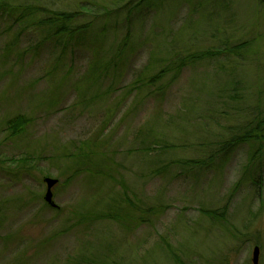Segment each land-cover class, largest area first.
Masks as SVG:
<instances>
[{
    "label": "rangeland",
    "instance_id": "1",
    "mask_svg": "<svg viewBox=\"0 0 264 264\" xmlns=\"http://www.w3.org/2000/svg\"><path fill=\"white\" fill-rule=\"evenodd\" d=\"M13 1L77 31L0 19V264H264V0Z\"/></svg>",
    "mask_w": 264,
    "mask_h": 264
},
{
    "label": "trees",
    "instance_id": "2",
    "mask_svg": "<svg viewBox=\"0 0 264 264\" xmlns=\"http://www.w3.org/2000/svg\"><path fill=\"white\" fill-rule=\"evenodd\" d=\"M37 16H42V19L39 21V25L37 24L36 26L38 27L47 26L48 28H50V30L53 31L52 33L55 36H61V35L71 36L75 31H77V29L72 28L70 26V24L76 19L77 13L75 12L55 11L46 8V6L40 3L33 4L29 2V4H20V3H16V1L13 0H0V19L2 22L5 21L11 22L8 25V28H6V29H10L9 32H11L16 25L23 24L27 20ZM21 35L22 33L18 32L14 34L12 38H10L11 39L10 42L5 45L4 55L10 54L12 52V50L17 46V42L19 41ZM195 58L197 59L196 56H194V58L193 56L189 57V59H195ZM184 60L187 61L188 59L186 58ZM163 70L164 71L158 73L159 76H163V73L167 72L165 69ZM29 121L30 120L25 116H17L7 121L6 130H8L11 136L13 135V137L19 136L24 133L25 128L30 124ZM249 133H250L248 134L249 136L248 135L246 136L251 137L252 136L251 131ZM90 162H91V157L84 155V160L82 162L84 164H80L79 170L87 174L89 173V176L91 177H98L100 179L101 178L106 179L107 177L109 178L112 176V172H110L111 168H107V170L104 169L105 166L101 165V162L99 164H96L98 163V161H94L93 165L95 167H91L92 162L91 163ZM55 210L59 211L60 208Z\"/></svg>",
    "mask_w": 264,
    "mask_h": 264
},
{
    "label": "water",
    "instance_id": "3",
    "mask_svg": "<svg viewBox=\"0 0 264 264\" xmlns=\"http://www.w3.org/2000/svg\"><path fill=\"white\" fill-rule=\"evenodd\" d=\"M43 183L46 186V190H45V193L43 195L44 202L47 204L48 207L57 209L59 206L54 201L53 189L59 183V180L55 179V178H51V177H44ZM253 250L254 251H253L252 262H253V264H258L260 249L258 246H256Z\"/></svg>",
    "mask_w": 264,
    "mask_h": 264
}]
</instances>
